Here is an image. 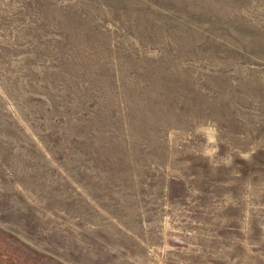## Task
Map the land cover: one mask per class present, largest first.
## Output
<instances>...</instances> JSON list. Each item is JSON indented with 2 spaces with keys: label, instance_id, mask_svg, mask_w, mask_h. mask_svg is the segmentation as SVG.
Segmentation results:
<instances>
[{
  "label": "rangeland",
  "instance_id": "1",
  "mask_svg": "<svg viewBox=\"0 0 264 264\" xmlns=\"http://www.w3.org/2000/svg\"><path fill=\"white\" fill-rule=\"evenodd\" d=\"M0 259L264 264V0H0Z\"/></svg>",
  "mask_w": 264,
  "mask_h": 264
},
{
  "label": "flooded vegetation",
  "instance_id": "2",
  "mask_svg": "<svg viewBox=\"0 0 264 264\" xmlns=\"http://www.w3.org/2000/svg\"><path fill=\"white\" fill-rule=\"evenodd\" d=\"M0 264H10L8 262H3L1 259H0Z\"/></svg>",
  "mask_w": 264,
  "mask_h": 264
}]
</instances>
